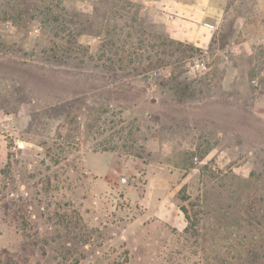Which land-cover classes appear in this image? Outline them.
<instances>
[{
	"label": "rangeland",
	"instance_id": "obj_1",
	"mask_svg": "<svg viewBox=\"0 0 264 264\" xmlns=\"http://www.w3.org/2000/svg\"><path fill=\"white\" fill-rule=\"evenodd\" d=\"M217 2L204 55L171 0H0V264H264V0Z\"/></svg>",
	"mask_w": 264,
	"mask_h": 264
},
{
	"label": "crops",
	"instance_id": "obj_2",
	"mask_svg": "<svg viewBox=\"0 0 264 264\" xmlns=\"http://www.w3.org/2000/svg\"><path fill=\"white\" fill-rule=\"evenodd\" d=\"M173 8L167 6L168 11L176 15L165 22L170 37L183 42H194L195 45L207 50L218 30L220 22L225 16V8L217 0H171ZM169 16L170 15H166Z\"/></svg>",
	"mask_w": 264,
	"mask_h": 264
},
{
	"label": "built area",
	"instance_id": "obj_3",
	"mask_svg": "<svg viewBox=\"0 0 264 264\" xmlns=\"http://www.w3.org/2000/svg\"><path fill=\"white\" fill-rule=\"evenodd\" d=\"M204 55H208V49L204 51ZM195 67L199 68V67H203V70L207 69V64L209 63L208 60L205 58V56L203 57V60L199 61V60H195ZM126 180L123 179V183H125Z\"/></svg>",
	"mask_w": 264,
	"mask_h": 264
},
{
	"label": "trees",
	"instance_id": "obj_4",
	"mask_svg": "<svg viewBox=\"0 0 264 264\" xmlns=\"http://www.w3.org/2000/svg\"><path fill=\"white\" fill-rule=\"evenodd\" d=\"M46 21L47 22H50L51 21V18H52V15H48V13L46 14ZM54 20H56V19H54ZM169 37H170V35H169ZM171 38V37H170ZM172 39V38H171ZM172 40H174V39H172ZM176 41V40H175ZM80 48H81V46H80ZM76 66H86V62H84V61H80ZM186 97V96H185ZM150 154V153H149Z\"/></svg>",
	"mask_w": 264,
	"mask_h": 264
}]
</instances>
